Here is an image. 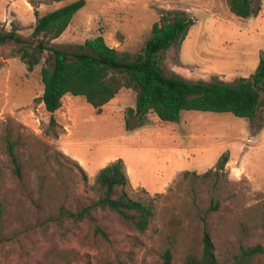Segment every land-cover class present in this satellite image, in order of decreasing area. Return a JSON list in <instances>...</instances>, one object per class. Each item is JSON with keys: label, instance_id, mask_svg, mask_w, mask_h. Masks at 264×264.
<instances>
[{"label": "rangeland", "instance_id": "1", "mask_svg": "<svg viewBox=\"0 0 264 264\" xmlns=\"http://www.w3.org/2000/svg\"><path fill=\"white\" fill-rule=\"evenodd\" d=\"M71 1L0 0V31L15 27L30 52L22 59L16 42L0 45V264H162L167 249L173 264H183L201 250L204 231L222 263L239 245L264 248V103L253 119L182 110L174 121L153 112L140 121L126 113L136 92L123 87L99 113L84 97L66 94L50 122L40 69L52 60L31 33L35 11ZM251 6L240 18L229 0H85L47 45L74 53L102 34L134 57L153 22L183 14L192 24L165 51L162 73L236 83L264 55V0ZM117 158L128 195L153 205L143 232L107 210L82 220L69 215L96 198L97 172ZM96 224L108 239L94 232Z\"/></svg>", "mask_w": 264, "mask_h": 264}, {"label": "trees", "instance_id": "2", "mask_svg": "<svg viewBox=\"0 0 264 264\" xmlns=\"http://www.w3.org/2000/svg\"><path fill=\"white\" fill-rule=\"evenodd\" d=\"M84 5L85 0H73L41 15L35 11L36 21L31 36L42 37L38 46L48 52L46 60H52L50 65L40 69L43 85L40 101L50 113L51 123L55 122L53 114L60 108L64 95L84 97L99 113L123 87L135 90V106L129 107L126 113L136 115L140 121L148 112L155 113L162 121H174L182 110L230 112L253 119L264 103L261 95L264 92V55L260 56L254 71L236 83L189 81L162 73L165 51L175 41L183 40L192 24L183 14H176L171 20L161 17L153 22L150 36L134 57L108 45L102 34L86 39L82 50L74 53L47 45L68 27L73 15ZM229 9L235 16L246 18L252 11L251 0H229ZM10 42L19 44L22 59L30 55L24 38L15 27L0 31V45ZM10 155L16 162L12 151ZM226 162L223 156L220 165ZM126 186L124 162L117 158L97 172L93 183L96 198L77 211H70L69 215L82 220L91 217L95 211L107 210L114 213L127 229L143 232L153 216V205L131 198ZM93 230L108 239V233L99 225H94ZM201 243V250L187 253L183 264H264V248L259 243L239 245L226 263L217 259L207 231L203 232ZM108 264L122 262L117 258ZM162 264H173L168 249L162 254Z\"/></svg>", "mask_w": 264, "mask_h": 264}]
</instances>
